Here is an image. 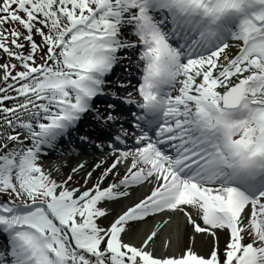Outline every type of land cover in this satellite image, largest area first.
<instances>
[{"label": "snow or ice", "instance_id": "obj_1", "mask_svg": "<svg viewBox=\"0 0 264 264\" xmlns=\"http://www.w3.org/2000/svg\"><path fill=\"white\" fill-rule=\"evenodd\" d=\"M0 264H264V0H0Z\"/></svg>", "mask_w": 264, "mask_h": 264}, {"label": "bare ground", "instance_id": "obj_2", "mask_svg": "<svg viewBox=\"0 0 264 264\" xmlns=\"http://www.w3.org/2000/svg\"><path fill=\"white\" fill-rule=\"evenodd\" d=\"M64 165H66V167H64V169H63L65 172H67L72 166H74V165H70L69 162L65 163ZM159 244H160V242H158V247H159Z\"/></svg>", "mask_w": 264, "mask_h": 264}]
</instances>
